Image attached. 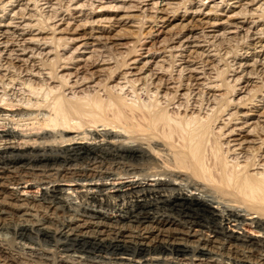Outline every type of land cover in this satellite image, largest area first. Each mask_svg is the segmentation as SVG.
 <instances>
[{
    "label": "bare ground",
    "instance_id": "1",
    "mask_svg": "<svg viewBox=\"0 0 264 264\" xmlns=\"http://www.w3.org/2000/svg\"><path fill=\"white\" fill-rule=\"evenodd\" d=\"M53 1L2 6L0 231H12L34 264H264V107L257 105L264 96L231 100L239 83L247 90L264 73V31L252 33L240 62L232 61L230 71L241 75L223 95L220 75L212 79L206 69L220 36L200 34L205 50L179 24L180 32L157 41L179 20L175 0L153 3L146 16L145 39L168 53L159 60L141 45L130 50L134 59L108 52L123 48L115 41L124 31L113 35V26L134 22L104 11L122 12L130 0H108L113 7L87 0L100 14L85 12L92 3ZM246 1L263 3L236 14L259 11L253 28L263 26L264 0ZM83 29L92 42L69 48L80 39L66 35ZM190 47L202 50L192 60L185 59ZM126 87L136 102L127 103ZM25 122H33L30 129L15 131ZM35 207L45 210L40 221ZM243 226L257 236L238 233ZM12 255L0 246V264H20Z\"/></svg>",
    "mask_w": 264,
    "mask_h": 264
},
{
    "label": "rangeland",
    "instance_id": "2",
    "mask_svg": "<svg viewBox=\"0 0 264 264\" xmlns=\"http://www.w3.org/2000/svg\"><path fill=\"white\" fill-rule=\"evenodd\" d=\"M9 0H0V16H2L4 13H2L3 10V5L5 3H7ZM224 0H175L173 1L174 3L178 4V10H177V15L179 18V20L174 21L171 26H169L167 29H165V33L161 34L157 41L160 43L163 39H167L169 36L174 35L176 32H180V28H182L181 25H185L186 28H189L190 30L193 31V33L195 34L194 36L198 37V41L197 46H206L205 50L208 49L207 47V43H204L203 41H205L202 36H200V34H204V35H209V36H220V40L213 46L209 48V54L212 56L210 59L211 61H213L208 67H206V69H212L210 72L211 73L210 76L212 79H214V77L216 78V76L219 74V78L218 83L221 84L223 83V87L221 88L222 90H220L218 93L219 94H223L226 93L228 91V86L233 84V79H236L239 75L241 74H237L234 76V73L231 72V69H235L236 70V64L234 67H232V64H234V62L238 63L240 62V60L237 58H241L243 57L244 52L247 50L248 45L250 43L249 37H253L252 33H257V32H263L264 31V25L263 26H258L253 28V24L252 22L258 23L260 20L258 19L260 12L259 11H255V12H250L252 14H249V17H245L239 14H236L242 10H250V9H256L260 4H262L263 2H261L260 4L253 6L252 8L250 7H246L245 3L247 2L246 0L242 1L241 3H236L234 4L236 1L239 0H225V4H230L235 8H232L231 10H228V7L226 9H224V5H222V2ZM55 2V0L53 1ZM105 6H114L115 3L110 2L108 0H103L102 1ZM157 2L158 5L160 4L161 6L164 5L165 3H167L168 1L165 0L163 1V3H160L161 0H149L146 1L142 4H138L136 1L130 0L127 4V6H130L129 8H126L124 10H122V12H118V10L116 8H108L107 10L104 11V13L109 16V15H113V14H119V15H130L133 17L132 22L134 23H129L130 25H134V28H130L129 24L127 27L121 25H115L113 26V35L118 32L123 30V35H122V39L115 41L117 43H119L120 45H122L123 48H118V46H109V50L108 52H110V55H114L115 53H125V54H121V56L126 57L125 60H129V59H134V52H130V50H132L133 46H136V50H139V45H141L143 48L146 49H151V52H156L159 57L156 60H159L160 57L162 56H167L168 53H161L164 52V46H160V44H156L152 46V42H150V39H145L144 35L145 33H148L149 31V27L151 28L152 25L151 23L147 22V18L146 16H151L154 13V9H152L151 5L153 3ZM84 4V5H88L89 3L94 4L92 10H86L85 12H94L96 14H100L102 10H100L97 6L98 3L97 2H93V1H89L87 2V0H74L73 4ZM233 3V4H232ZM181 5V6H179ZM244 5V6H243ZM14 6H16V4H14ZM12 7H5L4 12L5 13H9ZM73 6H71L70 9H72ZM59 11L60 13L63 14V16L68 12L66 11V5L61 4L59 5ZM159 17L162 15H158ZM164 16V15H163ZM166 16V14H165ZM78 22V23H77ZM84 21H72V23L74 24V26H78L80 25V23L82 24ZM107 25H105L106 27ZM83 26H80L79 28H81ZM173 28V29H171ZM169 29V30H168ZM85 29H83L82 31H76L74 34H69L66 35V37L71 38V39H80L76 42H73V44H69V48L74 47V46H78L81 43L87 41V42H92L91 40H87L88 39V35H84V31ZM126 31V32H125ZM224 34V35H223ZM222 35V36H221ZM60 36H57L56 38H59ZM138 40V41H137ZM177 40H175L176 42ZM208 41V40H206ZM213 40H210V42ZM145 44H142V43ZM116 43V44H117ZM220 43V44H218ZM60 44V42H59ZM207 44V45H206ZM218 44V46H217ZM53 47L55 46V44L52 45ZM57 46V45H56ZM174 45H170V47H172ZM102 50V49H101ZM116 51V52H115ZM196 51L197 53L202 52L201 48H194V47H190L189 50L187 52H185L186 54V58L185 59H194L192 57L196 56V54H194L193 52ZM60 54L62 53L61 51L59 52ZM69 54V52L66 53V56ZM127 55V56H125ZM136 55V54H135ZM117 58H119L118 56H116ZM144 57H147V55H144ZM245 57V56H244ZM209 59V60H210ZM166 60V58H165ZM215 60V62H214ZM235 60V61H234ZM124 59H119L117 62L120 64H122L121 62H123ZM232 61H234L232 63ZM219 62V64H217ZM178 64V63H176ZM113 66V65H112ZM231 67V68H230ZM179 68H174V72L173 75L177 76L178 75V71ZM122 71V69H121ZM260 76L257 81V84L254 85V87H250L247 90L243 89L244 84H238L235 88V93L232 96L233 101H238L241 99V97L245 96V100H241V103L243 104H248L250 103L249 100L253 98L257 99L256 97H260L264 96V73L258 75ZM203 77V76H200ZM228 84V85H227ZM128 89V87H126ZM125 88V90H126ZM15 89H21L19 90L23 96L27 99V98H35V95L32 96V94L27 93V92H23L22 91V87H15ZM248 90H250V92H248ZM253 90V91H252ZM131 90L128 89V91H123L122 93L124 94V97L126 98L125 95H127L126 101L127 103H131L130 101L133 100V102L137 101L136 97L134 94H132L130 92ZM1 92V91H0ZM45 92V91H44ZM138 93V92H137ZM249 93V95H247ZM40 94H43L40 92ZM134 95V96H133ZM0 97H1V93H0ZM40 97V95H39ZM38 97V98H39ZM133 97V98H132ZM8 97H4V101L7 99ZM129 100V101H128ZM144 101V100H143ZM146 103L147 100H145ZM254 102V101H253ZM224 103V101H220L219 105H222ZM225 104V103H224ZM2 104L0 103V106ZM218 105V106H219ZM257 105H259V107H264V102H259L257 103ZM248 106V105H247ZM246 106V107H247ZM5 108V107H4ZM7 111L10 110H14V109H9V108H5ZM234 110H230L229 112H233ZM9 115V114H8ZM227 116H225L224 118H226ZM10 119V118H9ZM16 119V118H15ZM14 119V120H15ZM241 121H237L234 123H237L238 126H242L240 125ZM1 124V122H0ZM33 122H25V123H20L19 126L20 127H14V129L17 130H25L26 126L27 129H30L32 126ZM25 125V126H24ZM30 125V126H29ZM22 126V127H21ZM24 126V127H23ZM1 130V128H0ZM246 133V132H244ZM29 191V192H28ZM26 193L29 194H34L37 192V190L35 188H28L27 190H25ZM37 209V210H36ZM35 212H33L32 214H35V219L34 220H41L42 218V213H45V210L35 207L34 208ZM40 213V214H39ZM37 215V216H36ZM34 220H32L33 222H35ZM18 222V220L16 218H13L11 220L10 224H14V223ZM248 224V223H246ZM245 225V224H244ZM11 226V225H10ZM256 230H254L252 227L249 226H243L242 230L239 231L238 233H245L248 236H252V237H256L257 234L255 232ZM7 240V241H6ZM3 244H2V243ZM9 242V243H8ZM17 242V243H16ZM21 242V241H20ZM0 246H2L7 252L10 251L11 254L15 255V258H17L18 262L20 264H34V262L31 263V259L30 257L24 253L23 250H20L18 247L19 246V239H16L13 237L12 235V231L10 232V230L6 231V230H1L0 231ZM5 243V244H4ZM22 243V242H21ZM48 242H42L41 243V248L43 249H50L52 250V246ZM17 248V249H16ZM20 251V252H19ZM18 252V253H17ZM20 253V254H19ZM12 255V256H13ZM51 261L49 264L53 263V258H50ZM52 262V263H51ZM37 264V263H35Z\"/></svg>",
    "mask_w": 264,
    "mask_h": 264
}]
</instances>
